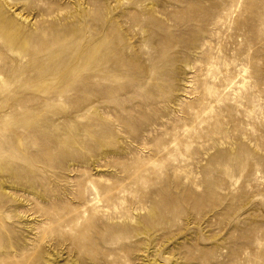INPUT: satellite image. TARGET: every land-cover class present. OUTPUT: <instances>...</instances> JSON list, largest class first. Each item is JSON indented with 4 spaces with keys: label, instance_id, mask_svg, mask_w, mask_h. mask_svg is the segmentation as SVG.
<instances>
[{
    "label": "rangeland",
    "instance_id": "1",
    "mask_svg": "<svg viewBox=\"0 0 264 264\" xmlns=\"http://www.w3.org/2000/svg\"><path fill=\"white\" fill-rule=\"evenodd\" d=\"M0 264H264V0H0Z\"/></svg>",
    "mask_w": 264,
    "mask_h": 264
},
{
    "label": "bare ground",
    "instance_id": "2",
    "mask_svg": "<svg viewBox=\"0 0 264 264\" xmlns=\"http://www.w3.org/2000/svg\"><path fill=\"white\" fill-rule=\"evenodd\" d=\"M70 41V40H69ZM75 42V41H74ZM61 51V50H60ZM95 57V56H94ZM71 60V59H70ZM77 61V60H76ZM81 62V61H80ZM85 64V63H84ZM69 65V64H68ZM92 66V65H91Z\"/></svg>",
    "mask_w": 264,
    "mask_h": 264
}]
</instances>
